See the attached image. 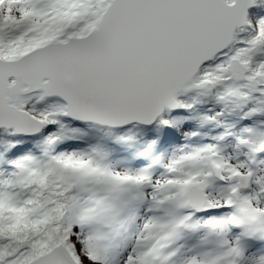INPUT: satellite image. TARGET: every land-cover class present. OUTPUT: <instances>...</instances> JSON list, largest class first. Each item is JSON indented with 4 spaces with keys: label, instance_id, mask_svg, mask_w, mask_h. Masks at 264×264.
<instances>
[{
    "label": "rangeland",
    "instance_id": "1",
    "mask_svg": "<svg viewBox=\"0 0 264 264\" xmlns=\"http://www.w3.org/2000/svg\"><path fill=\"white\" fill-rule=\"evenodd\" d=\"M110 1L0 0V48L8 56L3 58L15 60L53 40L66 41L72 36L88 34L96 27ZM259 6L257 5L256 12H259ZM261 13L264 14V11ZM249 26L250 30L255 28L251 19ZM7 38H11L15 44L5 47L6 41L3 39ZM252 45L239 43L220 59L206 65L203 78H196L192 89L182 96L188 106L167 116L150 142L145 127L130 125L111 132L110 139L114 143L107 146L108 150L103 147L106 143L102 146L97 143L89 146L86 142H80L78 147L73 148L75 153L80 150L86 152L88 162L95 165L89 168L75 167L69 161H55L49 158L50 154L42 156L43 158L39 154L27 157L18 161L19 165L15 162L12 165L8 160L11 168L5 167L4 172L10 168L12 176L7 174L0 178V245L8 239L2 235L3 230L13 232L21 228L19 220L26 219L31 213L36 221L46 226L51 217L47 211L50 202L44 193L46 189L50 192L53 185L67 183L68 191L74 194L76 200L65 202V229L59 237V245L66 247V239L70 233L78 232L84 239L80 250L83 256L87 255L92 261L97 262L107 257L116 239L135 219L138 226L143 225L142 234L152 238L155 244L148 242L144 245L145 252H142L138 245L140 241L136 237L132 238V248L127 247L123 264H143L147 257L153 259L151 264H168L178 254H183L184 257L173 260L174 264H217L214 262L215 246L225 244L226 241L232 244L230 240L234 238L228 237L226 225L222 223L226 220L225 213L230 206L236 209V220L239 231L244 236L243 242L249 244V237L263 241L264 194L259 192L264 189V47L260 55L252 57L249 52ZM234 58L240 59L252 69L253 73L247 78L259 76L256 89L250 88L246 81L233 82L230 79L227 66L230 59ZM216 90L235 99L236 104L224 106ZM30 95L22 96L16 104L21 105ZM223 109L229 114L228 120L224 119ZM64 122L69 125L72 121L65 118ZM75 124L80 122L76 121ZM92 130L91 127L84 129L85 137L94 141L100 139L101 134ZM134 134L141 135V139L128 141ZM38 136L37 142L49 144L58 143L62 140L61 137L64 138V143L70 141L56 126L46 128ZM158 137L162 138L156 141ZM217 137H221L223 141L220 149L214 148V139ZM22 138L23 143L15 144L7 155L14 150L23 149L25 144L31 142L29 136ZM126 144H147V160L139 169L129 170L126 160L120 155ZM237 144L243 149L244 155L253 151L250 161L254 172L245 167L243 158L235 152ZM207 153L209 156L211 153L215 155L214 164L219 174L228 180L230 193L222 185L212 181L213 176L207 168ZM42 161L52 162V172L42 175L30 172L32 168L41 165ZM167 168L171 171L169 176L165 174ZM237 174L249 175L247 190L234 187ZM14 175H18L21 180L26 178V184L21 186L22 190L25 188L21 195L16 182L18 177L15 178ZM173 181L177 182L176 186ZM37 183L40 187L48 184L52 186H44L45 190L41 187L31 209L28 197L33 194V190L40 188L33 186L32 190L31 185ZM191 184L205 187L207 195V203L195 217L191 215L189 208L186 211L185 191ZM136 191L143 199L140 205L133 198ZM175 191L177 193L173 195ZM149 199L160 202L163 211L147 214L146 211L151 208ZM74 218L75 223L72 222ZM27 247L28 243L25 242L14 257L6 255L7 251L4 249L0 250V264H18ZM227 249L231 252H225V264H238L239 250H234L233 247ZM204 251H209L208 258ZM245 259L243 258V264H246Z\"/></svg>",
    "mask_w": 264,
    "mask_h": 264
},
{
    "label": "water",
    "instance_id": "2",
    "mask_svg": "<svg viewBox=\"0 0 264 264\" xmlns=\"http://www.w3.org/2000/svg\"><path fill=\"white\" fill-rule=\"evenodd\" d=\"M254 5V0H111L87 35L53 40L15 60L0 58V129L27 135L43 129L45 123L16 106L20 97L36 92L62 100L73 119L110 128L153 124L176 110L178 95L189 91L202 66L232 45ZM228 72L242 81L249 68L233 59ZM249 84L257 87L258 77ZM187 194L190 205L204 206L203 188L193 185ZM28 264L77 262L57 245Z\"/></svg>",
    "mask_w": 264,
    "mask_h": 264
},
{
    "label": "trees",
    "instance_id": "3",
    "mask_svg": "<svg viewBox=\"0 0 264 264\" xmlns=\"http://www.w3.org/2000/svg\"><path fill=\"white\" fill-rule=\"evenodd\" d=\"M262 2V6L264 9V0H260ZM31 12L35 13L33 8H30ZM2 8H0L1 14ZM255 31L250 32L248 34L249 38H253L254 41H264V14L262 17L255 23ZM5 40L4 46L10 47V45L15 44L11 38L3 39ZM4 50L0 48V56L8 57L5 55ZM7 52V51H6ZM204 70V69H203ZM200 78H203V74H200ZM218 94H223L220 90H218ZM223 96V95H221ZM27 101H22L21 106L27 112H29L34 117L41 119L47 125H55L57 129H59L64 135H66L72 142L64 143L63 139L61 141L54 142L53 144H49L47 142L41 141L39 145V152H42L44 155L50 154V158H53L55 161L67 162L69 161L75 167H90L95 166L92 163H89L86 157L82 154L75 153L73 154L72 148H74V141L82 140V133L77 125H65L63 120L66 117V109L65 106L57 99V98H47L44 97L41 93H37L27 97ZM229 99V98H228ZM83 126H91L93 129L102 132L106 136H110L112 129L99 127L93 124H82ZM157 127V126H156ZM155 127V128H156ZM156 129H152L155 131ZM137 139L135 136L133 139ZM132 139V138H131ZM33 140L38 141V136H34ZM49 141V140H48ZM22 137L19 135H15L12 131H4L0 130V146L3 148H12L14 144L21 143ZM31 151L30 144H27L25 148L21 151H15L12 157H15L16 160L22 161L25 160ZM41 165L32 168L30 172L33 171L34 174H43L46 172H52L53 167L51 166L52 162H40ZM40 175V176H41ZM29 176V175H28ZM27 176V177H28ZM42 179V178H41ZM44 179V177H43ZM26 178L19 180V190L21 195L24 191L21 186L26 184L24 181ZM18 181V179H17ZM23 181V182H21ZM40 181V179H39ZM43 180H41L42 182ZM33 186L40 187V184L31 185L32 190ZM43 186V187H42ZM41 187L45 190L46 186L52 185H42ZM45 186V187H44ZM33 190V194L28 197V203L31 206V209L35 204V199L37 198L40 190ZM50 187H48L49 189ZM69 186L68 183L66 185H53V188H50V192L46 189L44 196H47L50 202V208L48 207V212H50V220L46 226H42L36 218L31 213L27 216L26 219L19 220L20 224H22L21 228L13 232H5L3 230L2 235L8 237L5 242H2L0 245V250L4 249L7 251L6 255H11L13 252L22 249V246L25 242L28 243V247L25 250V253L19 259L18 264H28L31 260L36 258L39 254L50 251L56 245H59V237L61 233L64 231V223L63 216L66 213V203L69 200H76L73 193L68 191ZM55 192V193H54ZM51 197V198H49ZM6 204H8L6 202ZM25 220V221H24ZM1 229V228H0ZM5 232V233H4ZM40 246H43L40 248Z\"/></svg>",
    "mask_w": 264,
    "mask_h": 264
},
{
    "label": "bare ground",
    "instance_id": "4",
    "mask_svg": "<svg viewBox=\"0 0 264 264\" xmlns=\"http://www.w3.org/2000/svg\"><path fill=\"white\" fill-rule=\"evenodd\" d=\"M133 198L134 200H136L137 205H140L143 201L141 196L138 194V191L135 192ZM136 211H138V207L136 208ZM75 221L76 219L74 218L72 222L75 223ZM142 228L143 225L141 224L140 226H138L136 220L133 219V221H131V226L125 232L121 233L116 239L115 244L109 250V254L107 255V257H105L104 259H100L97 262L92 261L87 255L83 256L82 251L80 250V245L84 243V239L81 238V234L78 232L74 231L70 233V236L66 239V249L71 257L77 262V264H123V262L125 261L123 257L127 253V247L132 248V243L130 242L132 238L136 237L138 239V242L140 241L138 245L142 252H145L146 247L144 245L148 244V242H151V244H155V241L152 238L144 236L142 234ZM189 246L192 247V245ZM243 246L244 249H246V251L248 252V256L245 259L246 264L248 262L249 264H264V249L262 254H260L259 252H253V247H250L248 244L244 243ZM204 254L208 258L209 251H206V253L204 251ZM183 257V254L175 255L168 264H174L173 260H179ZM152 261V258L148 259L147 257L143 260V264H151Z\"/></svg>",
    "mask_w": 264,
    "mask_h": 264
}]
</instances>
